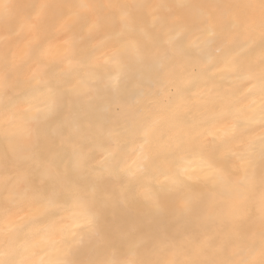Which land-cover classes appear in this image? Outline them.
<instances>
[{
  "label": "clouds",
  "instance_id": "obj_1",
  "mask_svg": "<svg viewBox=\"0 0 264 264\" xmlns=\"http://www.w3.org/2000/svg\"><path fill=\"white\" fill-rule=\"evenodd\" d=\"M59 2L67 5L76 0ZM93 2L107 6L101 9L107 25L84 41L86 57H102L122 40L131 39L143 59L121 57L130 71L117 92L101 90L87 100L65 103L39 123L34 138L15 139L18 151L35 153V159L19 167L8 165L10 138L0 134V197L18 174L34 179L49 164L59 173L39 185L43 195H54L58 202L47 215L14 229L0 217V264H264V0H183V8L175 7L177 0ZM122 9L130 10L125 21L120 17ZM198 11L207 12L216 24L215 41L189 47L204 31V25L193 23L174 48L183 49L194 60L206 58L222 44L225 53L240 52L237 67L224 74L229 84L224 95L235 98L237 107L261 114L256 124L213 144L210 154L218 157L229 145L257 137L250 163L241 169L239 161L229 157L217 161L222 172L205 175L211 170L200 169L188 146L177 144L157 152L129 180L120 168L130 149L142 142V129L157 110L153 101L166 71L159 66L160 58L167 57L176 85L192 70L190 64L181 67L182 58L163 41L175 31L177 20H190ZM154 15L159 17L156 23ZM122 24L126 27L121 40H109L108 33L120 31ZM228 32H235L230 42H226ZM214 67L209 66L204 75ZM95 70L103 76L113 66L101 62ZM194 87L195 83L173 86L169 102L190 94ZM180 120L190 132L212 123L195 119L192 112L182 114ZM110 133L119 138L111 164L105 161L106 151L113 147ZM166 135V128L156 133L158 139ZM165 164L193 169L190 174L197 179L170 185L163 181ZM149 186L154 198L141 195ZM77 201L95 216L94 227L78 229L73 237L76 243L66 254L53 245L34 247L42 238L53 236L52 229L74 222ZM44 225L50 228L45 230Z\"/></svg>",
  "mask_w": 264,
  "mask_h": 264
},
{
  "label": "snow or ice",
  "instance_id": "obj_2",
  "mask_svg": "<svg viewBox=\"0 0 264 264\" xmlns=\"http://www.w3.org/2000/svg\"><path fill=\"white\" fill-rule=\"evenodd\" d=\"M104 5L93 0H76L73 4H63L59 0H0V134L8 136L10 143L6 163L19 167L25 161L36 158L35 153L18 151L15 139H31L36 136L37 126L47 120L65 103L82 101L90 94L111 89L117 92L122 79L127 78L130 68L121 59L123 55L136 62L143 59V53L135 40H122L119 47L112 48L104 56L87 58L82 45L91 35L107 25V18L101 11ZM177 8L186 7L183 0H177ZM67 9V11H65ZM130 10L122 9L120 17L127 20ZM159 17L154 15L152 22ZM193 23L204 25L203 34L191 41L189 47L215 41L217 26L210 15L204 11L193 13L190 20H177L174 32L166 35L164 44L181 57L184 65H191V71L175 83V74L167 68V57H161L159 66L166 69L158 83L159 95L153 101L157 110L152 119L143 127L141 143L130 149L127 162L120 173L129 180L134 179L151 162L157 152L177 144L190 149V156L200 169H210L220 173L218 160L233 157L239 161L241 169L250 163V154L257 137H249L246 142L229 145L218 157H212L210 148L236 134L239 128L254 125L261 114L256 109L246 111L236 106L233 97L225 96L229 84L224 74L237 67L240 52L225 53L224 45L217 47L203 59H193L183 49L174 48L175 41ZM109 32V40H121L125 31ZM235 32L226 34L230 42ZM96 46H104L98 44ZM103 63L113 66L112 72L101 76L95 69ZM214 69L204 75L209 66ZM248 78V76H245ZM195 83L190 94L181 95L169 102L173 86H189ZM192 112L197 120L211 121L208 127L190 132L180 120L184 113ZM167 129V135L158 139L156 133ZM113 147L106 151L105 161L111 164L119 146L117 134L110 133ZM191 163V160H189ZM188 167L163 165V181L180 185L185 181L197 179ZM59 173L50 164L42 167L33 179L18 174L0 197V217L9 229H14L26 220H35L47 215L57 207L54 195H43L39 185L58 177ZM146 198H154L152 187H145L141 193ZM189 201H184L187 208ZM71 224L52 229L53 236L42 238L34 247L55 246L57 252L64 254L76 241L80 228L92 229L95 216L89 212L82 201L74 204ZM45 230L49 225L42 226ZM58 232L59 235H55ZM43 260V257L40 258Z\"/></svg>",
  "mask_w": 264,
  "mask_h": 264
}]
</instances>
